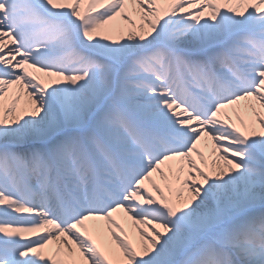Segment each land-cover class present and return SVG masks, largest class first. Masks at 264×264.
I'll list each match as a JSON object with an SVG mask.
<instances>
[{
  "label": "snow or ice",
  "instance_id": "1",
  "mask_svg": "<svg viewBox=\"0 0 264 264\" xmlns=\"http://www.w3.org/2000/svg\"><path fill=\"white\" fill-rule=\"evenodd\" d=\"M0 264H264V0H0Z\"/></svg>",
  "mask_w": 264,
  "mask_h": 264
}]
</instances>
